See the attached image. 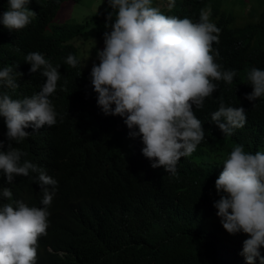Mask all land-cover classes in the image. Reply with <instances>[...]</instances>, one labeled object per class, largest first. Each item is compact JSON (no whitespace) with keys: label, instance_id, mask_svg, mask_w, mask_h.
Masks as SVG:
<instances>
[{"label":"trees","instance_id":"obj_1","mask_svg":"<svg viewBox=\"0 0 264 264\" xmlns=\"http://www.w3.org/2000/svg\"><path fill=\"white\" fill-rule=\"evenodd\" d=\"M128 1L112 0L79 22L67 20L69 16L55 21L56 10L78 0L42 4V27L29 49L45 52L56 61L70 60L71 55L79 59V47L89 37L98 39L110 32L112 25L121 33L113 39L112 56L105 52L108 57L95 70L66 68L69 79L80 83L82 90L84 83L91 88L83 95L79 87L73 100L84 122L69 128L59 142L60 156L78 148L77 165L71 175L57 179L41 193L29 172L15 174L11 188L18 202L9 204L0 216V243L5 238L22 241L35 264H264V230L242 243L228 241L216 230L220 224L228 231L247 221L256 205L253 192L244 188L240 195L227 193L207 206V192L219 196L231 179L262 177L264 189V1L259 2L257 16L238 25L233 4L243 5L242 0H199L198 5L209 8L207 23L201 28L195 25L199 40L219 54L220 66H203L198 72L174 63L142 65L132 52L141 51L147 59L146 38L134 35L121 22L114 24L116 17L125 15L121 4ZM186 1V12H190L191 0ZM78 39L82 43L76 44ZM10 49L0 61L19 63L25 44H13ZM125 64L131 71L166 83H198L192 107L180 116L196 123L184 128L179 137L180 147L196 150L180 162L173 179L145 168L134 146L123 145L121 130L140 119L139 109L116 104L113 120H108L114 130L109 137L91 124L104 123L96 116L100 112L94 103L102 99V91L112 92L110 78L99 72L107 74L110 67L115 70ZM161 128L150 133L146 123L137 127L136 144L161 141L165 136ZM95 136L105 141L104 146L86 145ZM50 154L45 151L38 163L46 164ZM228 156L241 159L244 168H227ZM220 159L222 165H217ZM238 198L243 211L231 217ZM213 216L218 220L213 222ZM37 217L45 220L39 225Z\"/></svg>","mask_w":264,"mask_h":264},{"label":"clouds","instance_id":"obj_2","mask_svg":"<svg viewBox=\"0 0 264 264\" xmlns=\"http://www.w3.org/2000/svg\"><path fill=\"white\" fill-rule=\"evenodd\" d=\"M45 2L46 0L0 1V56L9 53L13 44H25V49L19 53L22 60L19 61L20 66L18 62L0 61V216L9 204L18 202L11 188L17 172H29L28 177L41 193L48 186L56 184L57 179L66 178L74 171L78 160V148L60 156L59 142L69 128L84 121L81 119L80 107L73 102L77 99L74 96L80 83L69 79L66 68L78 67L92 71L99 66L102 58L106 57H102L100 53L105 43L100 49L94 48L91 52H86L98 57L92 61L89 68L82 67L79 52V59L71 55L70 60L60 62L38 49L30 50L31 40L42 27L41 6ZM198 2L199 0H191L192 9L186 12V0H130L121 4L126 9L125 15L123 18L116 17L114 24L118 25V22H121L134 35L146 38L144 52L147 59L143 57L141 51L132 52L144 66L157 67L156 62L167 65L174 63L188 72H198L203 66L209 65L219 68V54L215 50L206 49V44L203 45L199 40V29L196 26L201 28L207 23L206 15L209 8L198 5ZM259 4L257 11L248 10L242 14L234 11L236 23L243 25L257 16ZM70 5L72 4H68V7ZM60 10L61 7L55 14L57 15ZM193 10L195 13L192 15ZM52 21L53 19L50 20ZM120 33L119 28L112 25L110 32L104 35L110 36L114 47L113 39ZM113 52L114 49L112 54ZM99 73L110 78L112 92L102 91V99L94 103L96 110L100 112L96 116L103 119L104 123L91 124L94 123L109 137L114 130L109 127L108 120H113V107L116 104L125 105L133 110L139 109L140 119L121 130L123 145L125 143L133 145L137 160L148 170L163 178H175L180 162L196 150L180 147L179 137L184 128L196 123H188L180 116L192 107L193 89L198 83H166L153 76L131 71L126 64L117 65L115 70L110 67L107 74ZM157 73L158 70L153 72L154 75ZM90 89L84 83L83 90L81 89L83 95ZM144 123L150 133L162 125L161 130L165 131L164 138L159 142L138 146L136 128ZM104 144L105 141L99 136L86 143L89 148ZM45 151L51 154L48 162L42 165L37 159L43 157ZM206 156L209 158V154ZM227 158L244 163L239 158L231 156ZM219 164L222 165V160L217 165ZM228 178L225 175L224 180L227 181ZM262 184V177L243 178L242 182L231 179L225 184L226 187L219 191V196L207 192V206L209 208L213 198L226 197L227 193L231 192H239L240 195L244 188H249L255 198L259 194L264 196ZM236 202L242 203L239 198ZM241 211L243 209L235 213ZM258 216L259 219L256 220H259V223L264 222V210H259ZM43 220L45 219L37 217L39 225ZM262 230L264 225L260 224L249 239ZM35 262L36 259L31 252L24 250L22 241L18 239L8 241L5 238V241L0 243V264Z\"/></svg>","mask_w":264,"mask_h":264},{"label":"rangeland","instance_id":"obj_3","mask_svg":"<svg viewBox=\"0 0 264 264\" xmlns=\"http://www.w3.org/2000/svg\"><path fill=\"white\" fill-rule=\"evenodd\" d=\"M112 0H79L78 3L72 4L68 7V5L66 7H63L62 10H60L58 12V14L56 15L55 21L60 22L63 19H65L67 16H69L67 18V20H72V21H82L83 19H86L89 17V15H91L92 13H94L95 11H97V9H99L100 7H102L104 4L111 2ZM260 1H264V0H242V6L237 5L239 4V2H235V4H233V9L234 11H237L238 14H242L249 11H257L258 9V3ZM85 42V41H84ZM83 42V43H84ZM82 43L81 39H78L76 41V44H80ZM105 43V45H104ZM104 45V47H103ZM101 56L104 57H108V55L112 54L113 51V47H112V42L110 39V36L108 34L103 35L98 37V39H92L91 37H89L86 42L84 43V45H82L81 47H79V55L82 59V67L83 68H89L91 66L92 61L98 59V57L96 55H91L89 53L86 52H91L94 48H102ZM96 50V49H95ZM99 52V51H98ZM105 52L108 53V55L104 54ZM232 148V147H231ZM222 159H220L221 161ZM224 165L231 169V170H239L244 168L243 163L239 162L238 160L235 159H229L226 158ZM256 200V205L254 206V208L251 209V213L249 215V220L246 221L243 225L237 227L235 226L234 228H231L230 230L226 231L223 224H220L219 228H217V233L219 235H221L222 237H224L225 239H227L228 241H234V240H240L243 241L246 238H249L250 235L257 230V228L261 225H264L263 221L256 220L259 219L258 216V211L259 210H264V196L263 194H259L257 195V197L255 198ZM243 209V204L242 203H236L233 205V207L231 208L232 211L237 212ZM236 213L231 214V217H235ZM253 218V219H251ZM212 221L215 222L218 220L217 216H213L211 217Z\"/></svg>","mask_w":264,"mask_h":264},{"label":"bare ground","instance_id":"obj_4","mask_svg":"<svg viewBox=\"0 0 264 264\" xmlns=\"http://www.w3.org/2000/svg\"><path fill=\"white\" fill-rule=\"evenodd\" d=\"M0 239H2V235L0 234Z\"/></svg>","mask_w":264,"mask_h":264}]
</instances>
